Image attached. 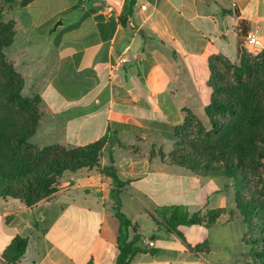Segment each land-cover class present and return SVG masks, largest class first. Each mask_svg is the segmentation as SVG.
I'll list each match as a JSON object with an SVG mask.
<instances>
[{"label":"crops","instance_id":"obj_1","mask_svg":"<svg viewBox=\"0 0 264 264\" xmlns=\"http://www.w3.org/2000/svg\"><path fill=\"white\" fill-rule=\"evenodd\" d=\"M8 12L18 18L5 21L27 39L60 32L45 55L34 57L28 42L18 60L8 58L23 66L25 90L27 68L51 55L50 75L42 64L44 76L34 89L42 117L30 142L70 149L104 137L107 143L100 169L64 173L50 198L31 207L0 199V264H8L3 255L18 237L28 246L15 264H116L118 211L132 225L130 238L139 237L136 246L146 250L131 264H240L250 248L235 180L196 175L174 164L171 151L188 111L207 120L210 59H240L239 20L264 37V0H34ZM128 15L134 28L121 22ZM68 17L71 25L53 31ZM121 56L130 60L126 71L112 75L110 66ZM106 168L114 169L120 185ZM167 198L177 202L166 204ZM170 206L202 217L223 213L212 226L170 232L158 215ZM147 219L156 226L152 235Z\"/></svg>","mask_w":264,"mask_h":264},{"label":"trees","instance_id":"obj_2","mask_svg":"<svg viewBox=\"0 0 264 264\" xmlns=\"http://www.w3.org/2000/svg\"><path fill=\"white\" fill-rule=\"evenodd\" d=\"M2 1L12 9L17 4L26 7L34 0ZM236 15L240 16L238 11ZM2 17L0 14V29L7 30L8 34L0 38V199H19L31 207L56 193L55 186L64 173L100 169L107 138L63 154L60 153L63 146L39 148L30 142L42 117L38 110L42 100L38 95L26 98L22 94L24 79L4 53L14 43L16 32L2 22ZM121 22L135 27L130 15L122 18ZM238 29V43L242 47L250 27L239 20ZM240 53L239 66L221 56L210 59L208 85L213 96L206 107V115L211 130L206 133L200 119L188 111L184 124L175 131L176 136L178 131L197 124L201 134L217 136L220 147L215 148L216 152L205 155L206 158L187 155L178 158L172 153L171 159L174 164L196 175L223 174L236 181V206L248 227L244 243L250 248L240 264H264V79L258 78L248 57L242 56V51ZM217 63L227 67L233 65V80L238 88L225 84L224 76L215 67ZM244 78L249 81L245 82ZM105 172L113 177L116 184H121L113 168H106ZM247 172L253 175V180ZM252 183L254 188L250 185ZM222 213L223 210H215L204 217L200 213L190 215L184 206L164 207L158 211L170 232L181 225L207 223L212 226ZM117 216L120 229L116 264H131L137 254L146 250L136 246L139 237L130 238L132 225L127 217L120 211ZM27 246L26 239H14L3 255L4 260L15 264Z\"/></svg>","mask_w":264,"mask_h":264},{"label":"rangeland","instance_id":"obj_3","mask_svg":"<svg viewBox=\"0 0 264 264\" xmlns=\"http://www.w3.org/2000/svg\"><path fill=\"white\" fill-rule=\"evenodd\" d=\"M7 6L6 3H4V1L0 0V14H3L2 17V22H4L5 24H9L10 26V30L15 31L16 32V37H15V41L14 44L12 46H10L9 48H7L5 50V56L8 62H10L11 64H14L12 61H10L8 58H14L13 60H18L19 59V52L20 50H22L24 48V46L28 45V42H32L33 44H31L32 49H34V51L37 52V54L34 57H37L38 55H45V53H48L46 49L53 47L57 41V39L59 38L60 32L59 33H53L52 35H50V31L47 33V35H45V37L43 38H30L27 39L24 36V33L22 32L21 28H17L16 30V25L13 24L11 21H5V20H14L15 18H18L17 14L15 12H8L5 13ZM5 13V14H4ZM80 13L78 11H75L74 15H79ZM58 22H62L63 25H65V27L71 25V23H73V21L70 20V17L65 18L62 20H59L56 22V24ZM55 24V25H56ZM54 25V26H55ZM8 34V31L6 30H2L0 29V38L3 36H6ZM52 52H54V50H52ZM245 55L248 57L251 65L253 66L255 73L257 74L259 79H264V67L262 66V52L261 53H254V52H250L247 49H242V56ZM237 54L236 52L233 54V58H236ZM45 59L44 62H42V64L45 66H47V69L45 71V74L47 76L50 75V65H51V55L48 54V56ZM240 60L234 62V65L239 66L240 64ZM42 64H38L37 66L33 67V68H27L26 70V74H27V88L24 90L23 89V96L26 98H33L36 96V91H34L35 87H37L36 85L38 84V82H40V79L44 76V71L42 70L40 72L39 69L42 68ZM232 65V64H231ZM233 66V65H232ZM232 66L227 67L226 65H224L223 63H217L215 64L216 69L218 70V72H220L223 76H224V82L225 84H227L228 86L232 85L235 89L238 88L233 80V72H232ZM14 67L16 68L17 72L20 73L24 79L25 82V78L24 75L19 71V70H24L23 66L21 65H17V67L14 65ZM19 69V70H18ZM244 81L247 82L249 81L248 78H244ZM25 88V86H24ZM38 110L41 113L42 112V105H40V107L38 106ZM202 126L204 127V129L206 130V133L209 132L211 130V126H210V122L209 119L207 117L206 122H203L202 120H200ZM264 126V125H263ZM216 147H220L219 144V140L217 136H208L206 134H201L200 131L198 130L197 124H191L190 126L178 131L177 135H174V148L171 151V154H175L176 157L181 158L182 156L185 157L187 156H198V157H205V155H209L212 152H216L217 150H215ZM72 149L68 148V147H61L60 149V153H67L69 151H71ZM206 158V157H205ZM179 169V168H177ZM248 173V172H247ZM69 175H71V173H69ZM249 177L251 180H253V175L248 173ZM63 178V175L59 177V181L57 183V185L55 186V188H58L61 184V180ZM235 185H236V181H235ZM238 185L241 186V183L238 182ZM251 187H255V184L252 183L250 184ZM237 186H236V190H237ZM240 191L243 192V189L240 187ZM248 196V195H247ZM47 198L43 199L42 201L46 200ZM172 202H177V199H170L167 198L166 199V204H172ZM168 206V205H167ZM147 226H149L151 229H147V233L149 235H152L153 231L155 230L156 226L154 224V222L150 219H147Z\"/></svg>","mask_w":264,"mask_h":264},{"label":"built area","instance_id":"obj_4","mask_svg":"<svg viewBox=\"0 0 264 264\" xmlns=\"http://www.w3.org/2000/svg\"><path fill=\"white\" fill-rule=\"evenodd\" d=\"M143 10L146 7H142ZM245 49L254 53H261L264 51V37H262L259 32L251 31L247 33L245 38ZM130 62L128 57L121 56L115 60V62L110 66V71L112 75H116L123 71V68Z\"/></svg>","mask_w":264,"mask_h":264},{"label":"water","instance_id":"obj_5","mask_svg":"<svg viewBox=\"0 0 264 264\" xmlns=\"http://www.w3.org/2000/svg\"><path fill=\"white\" fill-rule=\"evenodd\" d=\"M62 24H63L62 22H58V23L55 25L53 31H56L58 27L62 26ZM124 70L126 71V68H125V67H124Z\"/></svg>","mask_w":264,"mask_h":264}]
</instances>
